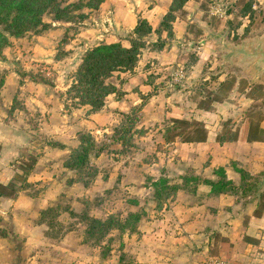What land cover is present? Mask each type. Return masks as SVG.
Here are the masks:
<instances>
[{"label": "crops", "instance_id": "1", "mask_svg": "<svg viewBox=\"0 0 264 264\" xmlns=\"http://www.w3.org/2000/svg\"><path fill=\"white\" fill-rule=\"evenodd\" d=\"M212 1L223 3L225 0ZM172 2L106 0L97 12L100 25L94 30V35L89 36L88 33L93 30L86 28L79 35L85 38L80 44L87 51L100 43L122 42L128 34L134 33L140 20H146L153 29L149 36L153 38L151 42L161 43L159 48L148 50L152 56L148 58L159 60L161 65L175 64L178 74L174 78L177 84L173 90L162 89L159 93L163 95L150 98L142 109L148 108L149 118L151 112L156 110L152 109L151 102L157 97L164 105L159 113L166 120L173 117L175 121H196L207 132L206 141L201 143H186L180 138L164 140L165 148H173L166 153V160L160 159L163 164L160 176L175 185H182L187 177L198 182L192 184L191 190H179L168 198L160 210H151L141 220L139 233L131 237V264H204L212 258H220L230 264H264V103L256 105L258 101H264V66L255 58L248 60L236 55L228 60L229 56H226L225 64L231 66L233 76L225 73L224 63L219 61L220 53L236 54V50L246 45L245 41L233 42L229 39L235 34L232 30H219L202 17L209 12L216 19L230 17L231 20V13L223 12L219 16L212 9L198 10L199 0H190L186 4L185 12L188 6L198 12L188 13L186 20L177 17L172 24L171 37L166 32L159 36L156 30ZM102 21L108 22L106 27ZM195 22L200 29L196 35L189 27ZM263 36L260 41L264 43ZM40 38L33 49L35 62L44 61ZM188 52L196 56L194 65L184 63L182 57ZM183 64L191 69L189 73ZM240 68L247 73L246 76L239 74L242 73ZM209 75L212 76L210 81ZM196 76L204 77V81L209 83L208 95H200L197 101L190 90ZM141 87L148 86L142 84ZM55 89L30 78H25L23 84L17 86L15 76L6 77L0 94L1 184L8 185L14 182L15 176L20 175L19 170H6L20 150L25 147L35 149L37 145L31 141L33 131L21 119L22 116L35 118L34 122L39 125L34 131L39 129L42 136L51 137L58 143L56 147L45 145L44 150H48L51 157L58 153L68 155L70 149L78 148L79 136L77 140L66 141L56 135L69 132L71 126L70 123L66 124L69 116L62 114L64 105L57 98ZM119 92L109 95L105 107L90 114L83 125L87 123L94 126L96 133L106 134L111 124L109 121L113 122L115 116L119 115L117 109L128 114L123 105L141 106L144 102L141 97L137 98V102L136 99L132 102L133 97L128 94V89H124L122 94ZM110 97L113 98L110 99L111 103L108 101ZM15 99L17 109L12 112ZM20 106L22 110L18 109ZM81 108L91 109L79 107L75 111L79 112ZM250 108L255 111H248ZM45 158L41 156L40 159ZM21 171L24 179L32 168L28 169V175ZM222 172L236 190L214 194L207 182H218ZM29 193L25 187L14 199L0 197V233L4 234L0 236V264H15L20 258L23 261L19 264H48L50 261L46 244L49 238L38 222L40 213L47 207ZM256 211L260 215L256 216ZM21 215L25 218H21ZM15 228L16 239L29 245V255L13 251L11 245L15 238L11 237L10 231ZM63 255L65 258V252Z\"/></svg>", "mask_w": 264, "mask_h": 264}, {"label": "rangeland", "instance_id": "2", "mask_svg": "<svg viewBox=\"0 0 264 264\" xmlns=\"http://www.w3.org/2000/svg\"><path fill=\"white\" fill-rule=\"evenodd\" d=\"M199 1L198 10H220L219 16L222 15V12L231 13V20L230 17L216 19L213 16L211 17L209 12L204 13L202 17H205L207 21H211L214 27L219 30L226 28L232 30L235 34L229 39L233 42L245 41L246 45L244 47L246 48L251 46L257 49L260 46H264V43L260 41L264 35V0H225L223 3L212 0ZM97 12L98 10L92 12L86 10V13H89V18L81 26L53 23L51 17H46V23L51 24V28L48 30L35 31L24 37L10 39L9 45L4 48V58L0 59V72L5 74L6 77L15 76L17 86H21L25 78L32 77L35 82H45L49 84V87L56 88L54 90L56 96L64 105L62 114L69 116L65 121L66 124L70 123L71 126L68 128L69 132H59L60 134L56 133V135L66 141L77 140L80 132L93 135L96 142V150L93 152L94 155L91 158L89 168H97L99 170L98 178L90 181L88 185L85 184V181L84 185L76 184L70 186L68 181L71 179L79 180L80 176L65 167V163L71 153L69 149L67 150L69 152L68 155L67 153H58L56 156L51 157L49 151L44 150L45 145L56 147L59 146L58 143H55L51 137L42 136L39 129L37 132L34 131L39 125L38 122H34L35 118L29 117L28 119L23 116L21 119L26 121L27 126L33 131L31 141L36 142L37 145L35 149L31 147L21 149L17 158L12 160L6 170H13V172L19 170L20 175L15 176L11 185L16 188H19L20 185H28L29 194L33 198L37 197L38 200L42 201L47 209L51 206L57 207L60 205L64 209L72 210L79 214L88 213L91 217L103 221L109 217L124 219L130 213H135L143 220L149 215L151 210H157L158 207L159 201L154 195L155 189L153 185L158 183L162 177L160 176V171L163 164L160 159L166 160V153L173 148V146L165 148L164 140L173 139L185 127L180 126V129L172 131L174 129L172 123L174 118L171 117L166 120V117L159 113L160 108L164 109V105L163 102L161 103L162 100L160 101L157 97L151 102L152 109L156 110L151 112L152 115L149 118H147L148 108L143 110L142 107L150 98L162 94L159 93L162 89L169 88L173 90L175 88L177 82L174 78L178 74V69L175 64L161 65L159 60L148 58L152 57L148 54V50L159 48L161 43H152L153 38L145 37L143 42L146 45L141 51V56L135 69L129 72H120L118 70L115 73V77L111 80L117 91L119 90L122 94L124 89H128V94L133 97L131 99L132 102L135 99V102H137V98L141 97L144 100L143 104L141 106L123 105L127 109L128 114L121 113L117 109L119 115L115 116L113 122L109 121L111 124L109 126L107 124L108 127H106L109 130L106 134L103 132L96 133V130L93 129L94 126L87 123L83 125L84 120L93 111L82 108L79 112L75 111L79 107L75 105L74 100H71L68 95V89L71 83L70 78L80 65L81 59L86 52L81 45L85 38L79 36L80 32L86 28L93 30L88 33L89 36L94 35V30L100 25V21L97 19ZM193 12L197 13L198 11L194 7L188 6L187 12L181 9L175 15L186 20L188 13ZM246 17H249V19ZM102 23L106 27L108 22L102 21ZM67 27H74L76 31L71 29L67 31ZM189 27L194 35L200 31L197 22L190 24ZM38 37H41L39 40L41 41L43 62H35L34 59L33 49ZM64 39H68L67 44L62 43ZM132 39H137L133 33L128 34L124 38V40L129 42L126 43L122 40L119 43L129 48L130 40ZM258 41H260V44H258ZM236 55L245 57L243 54H233L225 51L220 53L219 61L224 63L223 67L227 70L225 73L229 75L233 71L230 65L225 64V58L229 56L228 60H232L231 56ZM182 58L185 61L184 63L187 62L191 65H194L197 60L195 54L192 55L189 52L186 55L184 54ZM245 59L254 60L253 57H245ZM183 65L185 67L186 64ZM240 69L242 72L243 68ZM185 71L189 73L191 69L187 66ZM204 72L206 73V71ZM239 74L241 76L243 74L247 75L246 72ZM211 77L209 75V81ZM194 81L195 83L190 90L194 92V98L197 101L200 95H208L207 86L209 83L205 82L204 77L201 78V76H196ZM142 84L148 87L142 88ZM14 85L16 89V83ZM140 88H142L141 91ZM60 95H63V97H60ZM110 99L113 98L110 97L108 100L111 103ZM260 103L262 104L264 101H258L256 105ZM18 109L22 110L21 106ZM248 111L254 112L255 110L250 108ZM105 123H108V121ZM124 128L130 129L129 133H127L130 141L127 144L117 142L114 136L115 133L119 136V132ZM97 152L101 154L96 157ZM173 155L172 153L171 158ZM41 156L47 158L40 159ZM170 162L172 163V161ZM21 166H26L27 171L28 168H32L29 176L24 178L27 181L25 183L22 182V169H19ZM106 176L108 179H105ZM10 193L16 195L14 192L10 191ZM23 217L25 218V216L21 215V218ZM38 222L44 227L45 233L49 238V241L46 242L47 254L51 257L48 264H131L133 262V246H130L133 234L128 231H114L97 245L95 240H88L85 237L86 223L78 218L73 219L68 212H63L52 225L40 213ZM10 234L12 238H15L14 243L12 242L11 245L13 251L29 255L31 252L29 245L21 243L20 239H16L18 237L17 229L11 230ZM110 240L111 243L109 242ZM60 242H63V244L59 245L58 243ZM63 252H65V258L63 257ZM110 252H112L111 255H109ZM103 256L105 259L102 258ZM22 261L23 259L20 258L15 264H19Z\"/></svg>", "mask_w": 264, "mask_h": 264}, {"label": "trees", "instance_id": "3", "mask_svg": "<svg viewBox=\"0 0 264 264\" xmlns=\"http://www.w3.org/2000/svg\"><path fill=\"white\" fill-rule=\"evenodd\" d=\"M106 0H0V59L4 58V48L9 45L10 39L24 37L35 31H46L51 28V24L46 23L45 18L51 17L53 23H65L69 26H81L89 18V13L100 9ZM190 0H173L168 13L162 18L160 27L156 33L161 36L163 32L172 36V24L176 21L175 13L184 9ZM76 29L67 27V31ZM153 33L152 27L146 20H140L134 31L137 39L130 40V47H124L121 43H100L89 48L81 59V63L71 76V83L68 89V95L71 100L75 101L77 107H90L93 112L101 111L106 104L109 95L118 93L116 86L111 83L115 77V73L129 72L135 69L139 62L142 49L145 47L144 38L149 37ZM75 36V35H73ZM70 38V37H69ZM70 40V39H69ZM62 43H68V39H64ZM160 47V46H159ZM32 80V77L30 78ZM6 82V75L0 72V94ZM42 84L49 85L45 82ZM120 93V92H119ZM60 97H63V95ZM17 109V100L15 99L12 112ZM129 118V117H128ZM175 131L180 126L185 128L181 133L175 135L182 142L201 143L206 141L207 132L205 127L196 121H172ZM130 129L124 128L114 134L116 141L121 144H127L130 140L127 137ZM79 146L71 150L65 167L79 174V180H69L70 186L76 184H89L90 181L97 179L99 170L89 168L91 158L96 150V142L90 133L79 134ZM168 139V141H174ZM101 153L97 152L96 157ZM27 174L25 166L19 167ZM29 169V168H28ZM25 183V180L22 179ZM187 177L182 185L172 184V181L166 177H161L154 186V195L158 199L157 209H161L164 203L174 196L179 190H191L192 184H197ZM212 187V193L220 194L224 192L235 191L236 188L228 182L220 173V180L216 183L207 182ZM84 185V184H83ZM27 188L28 185H20L16 188L14 185H4L0 183V197L14 199L18 192ZM244 187V186H243ZM242 187V188H243ZM245 188V187H244ZM243 188V189H244ZM11 192H14L16 195ZM264 199V198H263ZM63 212H68L75 219H81L86 223L85 237L88 240H95L97 245L105 240L114 231H128L130 234H138L141 217L138 214L130 213L124 219L109 217L103 221L91 217L88 213H75L68 209L62 208L60 205L51 206L41 212L42 217L49 220L50 225L60 217ZM79 214V215H78ZM256 216L260 215L255 212ZM0 236L4 234L0 233ZM111 243V240L109 241ZM110 252L109 255H111ZM110 257V256H108ZM102 258L105 259L103 256Z\"/></svg>", "mask_w": 264, "mask_h": 264}, {"label": "water", "instance_id": "4", "mask_svg": "<svg viewBox=\"0 0 264 264\" xmlns=\"http://www.w3.org/2000/svg\"><path fill=\"white\" fill-rule=\"evenodd\" d=\"M237 54H243L245 57H253L258 60V62L264 66V46H260L257 49L254 47H244L236 50Z\"/></svg>", "mask_w": 264, "mask_h": 264}, {"label": "built area", "instance_id": "5", "mask_svg": "<svg viewBox=\"0 0 264 264\" xmlns=\"http://www.w3.org/2000/svg\"><path fill=\"white\" fill-rule=\"evenodd\" d=\"M213 11L216 14H219L221 12L220 10L218 11L213 10ZM205 264H230V263L228 261L221 260L219 258H212V259H209Z\"/></svg>", "mask_w": 264, "mask_h": 264}]
</instances>
